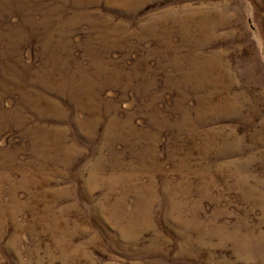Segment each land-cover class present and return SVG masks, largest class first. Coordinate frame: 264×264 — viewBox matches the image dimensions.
Here are the masks:
<instances>
[{"label":"rangeland","instance_id":"obj_1","mask_svg":"<svg viewBox=\"0 0 264 264\" xmlns=\"http://www.w3.org/2000/svg\"><path fill=\"white\" fill-rule=\"evenodd\" d=\"M0 264H264V0H0Z\"/></svg>","mask_w":264,"mask_h":264}]
</instances>
